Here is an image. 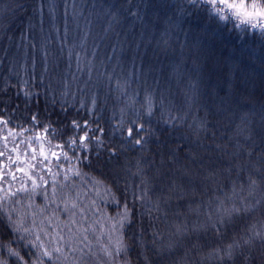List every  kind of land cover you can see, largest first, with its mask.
<instances>
[{
	"label": "trees",
	"instance_id": "obj_1",
	"mask_svg": "<svg viewBox=\"0 0 264 264\" xmlns=\"http://www.w3.org/2000/svg\"><path fill=\"white\" fill-rule=\"evenodd\" d=\"M251 3L245 0L246 6ZM77 52L85 64L92 61L90 80L86 66L77 71ZM118 81L127 85L119 89ZM146 93L157 105L163 101L165 118L183 119L164 123L157 107L154 135L143 149L122 147L119 133L111 130L118 127L122 109L125 121L135 118L134 109L143 111ZM84 119L109 131L103 159L106 148L119 149L112 165L119 188L146 181L153 189L150 204L136 202L135 237L125 230L130 264H232L208 242L216 229L206 205L223 191L229 193V207L245 210L246 222L232 237L238 245L234 257L247 249L254 264L264 259L260 239L244 244L264 230V185L248 181L264 156V36L259 29L241 23L219 0L215 5L208 0H0V150L8 137V148L18 144L22 158L25 150L39 153L41 144L46 154L59 153L62 148L56 146L67 139L61 133L71 121ZM37 134L43 140L36 141ZM67 155L59 174L46 176L50 198L51 182L57 181L56 202L45 208L38 199L29 208L25 198L21 212L27 224L36 219L34 235L46 246L51 237L40 229L55 234L63 228L76 249L69 264H124L123 253L105 254L114 252L119 235L110 219L116 210L105 203L109 189L119 198L116 180L101 176L99 165L93 171L81 167L70 151ZM237 175L243 180H236L233 195L231 180Z\"/></svg>",
	"mask_w": 264,
	"mask_h": 264
},
{
	"label": "snow or ice",
	"instance_id": "obj_2",
	"mask_svg": "<svg viewBox=\"0 0 264 264\" xmlns=\"http://www.w3.org/2000/svg\"><path fill=\"white\" fill-rule=\"evenodd\" d=\"M208 2L215 5L217 0H208ZM219 3L232 9L234 15L241 23H250L253 27L260 23L261 27H264V23H261L264 22V7L260 6L258 0H252L251 5L248 6L245 5V0H238V2L237 0H232V2L219 0ZM217 15H219L221 20L224 19V16L220 15L219 12H217ZM93 55H95V52H93ZM68 56L69 67H71L72 49H69ZM75 57L77 71L83 72L86 66L90 80L93 71L92 61L88 60L85 64L84 58L78 52L75 53ZM45 70H47V65H45ZM100 75H103V73H100ZM77 79L78 77L73 73V80ZM108 79L111 80V76ZM126 85L127 81H118L116 87L123 89ZM67 86V82H65V88ZM25 94L28 95V93ZM129 99L135 104V97H129ZM157 107L161 110V119L164 123L171 124L173 120L183 119V117L177 116L165 118L163 101L161 100L159 105H157L152 94L146 93L141 102L143 111L134 109L135 118L125 121L124 110L122 109V117L118 127L111 130L113 135L119 133L122 147L131 146L135 148L139 146L143 149L148 142V138L154 135L151 125ZM64 110L66 111V109ZM89 115H91V110H89ZM36 120L37 118L34 116L33 128L39 126ZM93 123L96 122L89 119H84L83 123L79 120L71 121L70 127L61 133V137L67 136V139H63L62 145L58 144L56 146L62 148V151L59 153L52 151L50 155L46 154V150L41 144L39 153H37L35 148L32 149L30 154L25 150L22 158L20 146L13 142V147L8 148V137L4 138V150H0V194H2L0 195V264H69L71 260L69 253H74L76 249L71 245L70 238L67 241L65 240V236L62 234L63 228H60L59 232L54 230L55 234L49 233L43 228L40 229L44 235L51 237L49 244L46 246L40 242L41 236L39 234L34 235V228L38 227L36 219L33 218L32 224L28 225L25 214L21 212V206H23L25 198H27V207L29 208L38 199H42L45 202V208L48 204L56 202L57 181L53 179L51 182L50 198L49 188L44 187V185L49 184L46 176L59 174L61 165L68 162V151L71 152L72 158L76 159L81 167L95 171L96 166L99 165L101 167V176L116 180L115 187L116 192L120 193L119 198L109 189L110 198L105 203L116 210L115 215L110 217V219L115 221L113 231L119 235L114 245V252H106L105 254L120 257L123 253L125 256L124 264H130L127 259L130 249L124 244L123 239L126 234L125 230H131L133 238L135 237L136 217L138 215L136 202H140L141 207L145 204H150L149 197L153 189L147 185L146 181H142L141 185H137L133 189H130L128 184H125L122 190L119 188V177L115 174L112 167L114 161L119 158V149L115 147L106 148L105 151L108 157L103 159L101 149L105 148L104 138L109 136V131L100 126L93 128ZM45 131L50 132L51 129L48 128ZM9 136L13 137V141H15L14 133L10 132ZM35 139L36 141H41L43 137L37 134ZM93 153H95V159H93ZM257 163L260 167L254 173L255 178L252 176L248 177L250 186L256 185L257 182L264 185V156ZM53 168L57 170L55 173ZM136 174H140V169L137 170ZM236 180H243V177L237 175L231 180V192L233 195L235 194ZM16 184H19V187H15ZM224 187L227 189L228 185ZM129 194H131L132 203H129ZM229 203H231L229 193L228 191H223L222 196H216L214 200L206 205L207 219L213 223V227L216 229L209 237L208 242L218 246V252L223 254L221 256L222 261L227 258V260L232 261V264H254V260L250 258L247 249L242 251L237 257L233 255L238 245L232 237L240 226L241 221L246 222V217L241 214L245 211L243 208L235 204L229 207ZM156 207L158 208L159 205L157 204ZM53 213L58 218L55 210H53ZM33 216L35 217V214ZM116 225H119V227H116ZM68 232H72L71 227L68 228ZM230 239L232 242L228 243ZM254 239L261 240V256L264 257V230L257 231L255 236L249 237L248 240L244 241V244H251ZM53 244L55 245L54 247L52 246ZM259 264H264V259H261Z\"/></svg>",
	"mask_w": 264,
	"mask_h": 264
},
{
	"label": "clouds",
	"instance_id": "obj_3",
	"mask_svg": "<svg viewBox=\"0 0 264 264\" xmlns=\"http://www.w3.org/2000/svg\"><path fill=\"white\" fill-rule=\"evenodd\" d=\"M258 2H259V4H260L261 7H264V0H258ZM226 20H227V18L224 16V19L221 20V21H226ZM228 23H231V21H228ZM261 23H264V22H261ZM248 25H250L252 29H259L260 30V34L262 36H264V27H261V24L260 23H258L256 27H253L250 23ZM225 26H227V24Z\"/></svg>",
	"mask_w": 264,
	"mask_h": 264
}]
</instances>
